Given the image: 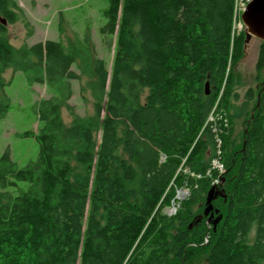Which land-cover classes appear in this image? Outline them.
<instances>
[{
	"label": "trees",
	"instance_id": "1",
	"mask_svg": "<svg viewBox=\"0 0 264 264\" xmlns=\"http://www.w3.org/2000/svg\"><path fill=\"white\" fill-rule=\"evenodd\" d=\"M233 2L109 0L99 28L115 38L109 70L70 40L12 46L0 24V118L10 105L4 69L51 92L36 102L35 132L23 133L37 141L35 158L19 166L8 147L0 155V264H264V86L247 114L234 105L227 76L243 33L231 34ZM0 15L9 24L23 13L0 0ZM82 77L92 112L80 115L69 100ZM220 91L228 121L219 122L225 171L215 187L224 196L212 206L221 217L188 228L203 214L209 180L190 188L175 215L159 207L171 182H194L184 170L203 172L214 155L203 125ZM242 114L236 150L231 121Z\"/></svg>",
	"mask_w": 264,
	"mask_h": 264
},
{
	"label": "rangeland",
	"instance_id": "2",
	"mask_svg": "<svg viewBox=\"0 0 264 264\" xmlns=\"http://www.w3.org/2000/svg\"><path fill=\"white\" fill-rule=\"evenodd\" d=\"M16 2L23 15H20L13 23L6 24L4 38L9 44L16 47L24 43L30 44L35 41L51 39L61 40L66 45L70 40L81 47L82 44L86 45L95 56L103 59L106 68L110 69L115 38L106 36L99 31L106 21L104 10L109 0H16ZM239 15L240 13L236 12V21H240ZM234 28L233 36L243 33L244 40V26L236 29V22ZM262 44L260 40L253 37L245 44L243 41L241 54L227 76L232 81V92L237 93V98L233 103L239 107L244 104L242 112L245 113L252 109L261 83L264 81V66L259 69L256 67V59L263 47ZM2 74L8 81L5 91L10 99V105L6 115L0 118V155L8 147L12 160L19 166H23L30 159H34L38 151V144L34 137L25 136L23 133L26 131L35 132L38 125L36 102L47 97L51 92L43 84L29 85L22 71L13 72L10 68H6ZM72 85L73 95L69 100L70 104L74 105L75 111L80 115L91 113L92 102L89 91L85 87V78L82 77ZM222 87H224V83ZM249 88L252 91L250 100L245 98ZM224 112L227 116L225 109ZM61 113L64 122L68 123L70 117L64 108ZM244 114L234 117L231 121V140L234 142L236 150L242 142L246 126ZM164 157L163 154V159ZM201 179L206 178L193 179V181L198 185ZM185 181L188 182L185 179L179 184L175 182L173 184L180 188L184 186ZM20 184L25 185L22 182ZM171 188L173 191L171 197H173L175 188L173 185ZM164 204L159 207L160 213H162L161 209ZM197 264H204V259Z\"/></svg>",
	"mask_w": 264,
	"mask_h": 264
},
{
	"label": "built area",
	"instance_id": "3",
	"mask_svg": "<svg viewBox=\"0 0 264 264\" xmlns=\"http://www.w3.org/2000/svg\"><path fill=\"white\" fill-rule=\"evenodd\" d=\"M249 0H234L233 2V20H232V31L231 34L233 36L234 34V25L237 22V28L242 27L243 23L241 19L240 21H236L235 19V14L236 12L240 13L243 11L245 8L246 4L248 3ZM240 17V15H239ZM244 26V25H243ZM220 95L221 91L212 106L210 112L208 113V116L206 118V121L204 122V125H208L210 129L213 132V138L216 142L215 144V152L214 155L211 157L209 164L207 168L203 172H194V171H188L184 170L186 173L189 174L194 180L199 179V178H206L210 181L211 185H216L220 182V178L223 175L225 171V167L222 162V139L220 137V133L222 132L223 129H220L219 127V122H222V125L224 128L227 127V121L228 118L224 112V109L219 106V100H220ZM159 160H163V154L160 153V158ZM171 184L174 186L175 191L173 197H171L162 207V213L165 216H173L176 214L178 211V208L181 205V201L184 200L190 193V188L191 187H197L196 182L189 183L185 181L183 187H176L172 182ZM182 189V190H181Z\"/></svg>",
	"mask_w": 264,
	"mask_h": 264
},
{
	"label": "water",
	"instance_id": "4",
	"mask_svg": "<svg viewBox=\"0 0 264 264\" xmlns=\"http://www.w3.org/2000/svg\"><path fill=\"white\" fill-rule=\"evenodd\" d=\"M240 19L244 25V44L247 43L250 38H256L264 42V0H249L245 8L240 14ZM0 24L6 25L7 21L0 15ZM204 92H209L208 82L204 84ZM223 177L220 178L222 182ZM216 195H222V191H218L215 185H211L205 194V206L203 208V214H199L189 224L188 228L196 224L203 215H207V222L212 218V224L215 225L220 219L221 215L217 214L218 210L213 208L212 200ZM216 214V216H214Z\"/></svg>",
	"mask_w": 264,
	"mask_h": 264
},
{
	"label": "flooded vegetation",
	"instance_id": "5",
	"mask_svg": "<svg viewBox=\"0 0 264 264\" xmlns=\"http://www.w3.org/2000/svg\"><path fill=\"white\" fill-rule=\"evenodd\" d=\"M262 42V41H261ZM263 44H264V42H263ZM261 50V49H260ZM243 51V50H242ZM263 86H264V81H262V83H261V87H260V90L263 88ZM259 90V91H260ZM258 95H259V92L257 93V96H256V98L258 97Z\"/></svg>",
	"mask_w": 264,
	"mask_h": 264
}]
</instances>
